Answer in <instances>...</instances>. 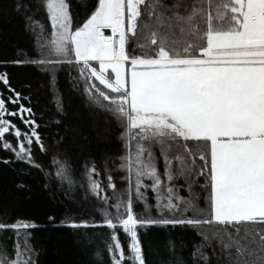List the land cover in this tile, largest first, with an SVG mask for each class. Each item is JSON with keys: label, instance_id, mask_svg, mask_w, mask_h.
I'll use <instances>...</instances> for the list:
<instances>
[{"label": "snow or ice", "instance_id": "snow-or-ice-1", "mask_svg": "<svg viewBox=\"0 0 264 264\" xmlns=\"http://www.w3.org/2000/svg\"><path fill=\"white\" fill-rule=\"evenodd\" d=\"M11 8L30 31L40 13L44 23L31 59L0 63L32 65L49 88L67 70L90 108L108 114L101 135L122 146L109 166L126 187L117 195L114 173L102 184L93 165L85 199L103 202L102 218L65 225L84 230L89 264H149L139 230L154 227L199 237L187 259L168 240L160 264H264V0H96L79 23L70 0ZM30 100L0 73V150L40 168L32 146L46 148ZM55 175L64 182L66 160ZM35 227L0 219V233L17 241L0 240V264H39L27 238L18 243L20 229ZM101 228L103 246L93 235Z\"/></svg>", "mask_w": 264, "mask_h": 264}, {"label": "trees", "instance_id": "trees-1", "mask_svg": "<svg viewBox=\"0 0 264 264\" xmlns=\"http://www.w3.org/2000/svg\"><path fill=\"white\" fill-rule=\"evenodd\" d=\"M70 2L75 22L79 23L90 14L91 4L96 0ZM11 4L12 0H0V62L31 59V54L36 50V33L44 23V13H40L33 21L35 31H30L12 11ZM4 72L10 74L13 87L31 97L30 106L46 151H40L38 145L32 146L33 161L40 166L38 168L18 162L12 152L0 150V209L8 212V216L0 215V219L36 225L35 228L20 229L18 243L23 245L27 238L30 246L36 250L39 264H89V255L81 243L84 230L65 225L72 220L93 216L97 222L102 218L103 202L85 199L89 184L87 169L93 165L102 173L94 179L102 184L107 183L109 171L114 173L117 195L126 187L122 184L123 174L115 175V166H109V161L115 160L122 152V146L115 135H101L107 128L109 116L95 104L90 108L86 96L81 95L78 87L71 85L67 70L60 74L57 88H49L40 70L27 63H0V73ZM61 100L63 112L57 107ZM13 119L24 131L25 126L21 121ZM8 139L12 140L13 137ZM54 159L60 164L65 160L68 162V176L63 183L55 175L60 164H54ZM4 160L10 163H3ZM69 180L72 181L70 186ZM20 183L26 185L24 190L16 187ZM108 195H113L112 190H108ZM142 210L143 205H140L137 211ZM49 217H55V220ZM139 231L149 264H160L162 257L169 256L168 240L176 245L175 255H182L186 259L190 258L194 245L199 242L195 231L179 227H154ZM107 232L102 228L93 231L101 246ZM9 236L13 237L10 243L17 242L11 232L0 233V240Z\"/></svg>", "mask_w": 264, "mask_h": 264}, {"label": "crops", "instance_id": "crops-1", "mask_svg": "<svg viewBox=\"0 0 264 264\" xmlns=\"http://www.w3.org/2000/svg\"><path fill=\"white\" fill-rule=\"evenodd\" d=\"M106 35H110V30H105Z\"/></svg>", "mask_w": 264, "mask_h": 264}]
</instances>
